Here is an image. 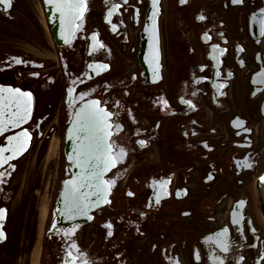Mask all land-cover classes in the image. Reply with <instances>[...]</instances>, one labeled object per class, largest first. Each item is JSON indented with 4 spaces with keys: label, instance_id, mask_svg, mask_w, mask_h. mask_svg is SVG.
Returning a JSON list of instances; mask_svg holds the SVG:
<instances>
[{
    "label": "flooded vegetation",
    "instance_id": "flooded-vegetation-1",
    "mask_svg": "<svg viewBox=\"0 0 264 264\" xmlns=\"http://www.w3.org/2000/svg\"><path fill=\"white\" fill-rule=\"evenodd\" d=\"M89 63L107 70L86 80ZM0 84L34 98L29 147L0 167V264H249L264 244V0H0ZM87 99L115 166L109 203L69 222L65 133Z\"/></svg>",
    "mask_w": 264,
    "mask_h": 264
},
{
    "label": "water",
    "instance_id": "water-1",
    "mask_svg": "<svg viewBox=\"0 0 264 264\" xmlns=\"http://www.w3.org/2000/svg\"><path fill=\"white\" fill-rule=\"evenodd\" d=\"M94 64L88 66L87 78L96 72ZM156 75V74H155ZM11 87L0 86V135L17 129L27 122L32 111V99L17 93ZM94 101L81 106L74 115L66 138V154L71 163L80 164L72 169V177L61 195L62 210L71 220L78 219L83 213L102 206L107 202L108 187L103 176L113 165L105 140L109 141L110 116L102 123L103 108ZM96 112L100 113L97 118ZM100 129H104L101 131ZM107 133V135H106ZM26 138H9L0 146V164L5 162L10 149H21ZM99 144V148H97ZM264 203V184L260 187Z\"/></svg>",
    "mask_w": 264,
    "mask_h": 264
},
{
    "label": "rangeland",
    "instance_id": "rangeland-1",
    "mask_svg": "<svg viewBox=\"0 0 264 264\" xmlns=\"http://www.w3.org/2000/svg\"><path fill=\"white\" fill-rule=\"evenodd\" d=\"M56 75V74H55ZM54 75V76H55ZM34 154H35V151H33L29 156H27L24 160H23V162H22V173H24V167H25V165L28 163V162H31V161H33V157H34ZM41 158H40V156H38V158H37V162L38 163H40L41 162V160H40ZM29 172V170L28 169H26V173H28ZM31 177H30V175H25V182H27L29 179H30ZM255 198V197H254ZM253 198V199H254ZM256 202V201H255ZM253 203H254V200H253ZM256 206H257V209H256ZM254 207H255V209H254V214H255V217L259 220V226L260 227H263V225H262V218H261V210H260V208L258 207V205L257 204H255L254 205ZM264 228V227H263ZM260 234H259V236H258V238H259V240H261L262 238H264L263 236H264V230H262V228L260 229ZM259 251H262V248H256V249H253L252 251H250V257H252V261H251V263L250 264H264V259H262V257H264V249H263V254H262V256H261V258H259V257H257L256 255L259 253Z\"/></svg>",
    "mask_w": 264,
    "mask_h": 264
},
{
    "label": "snow or ice",
    "instance_id": "snow-or-ice-1",
    "mask_svg": "<svg viewBox=\"0 0 264 264\" xmlns=\"http://www.w3.org/2000/svg\"><path fill=\"white\" fill-rule=\"evenodd\" d=\"M185 2V0H181V3H184ZM237 2V0H233V3H236ZM241 2H242V0H241ZM77 7H79V5H77ZM109 15H111V12L109 13ZM200 19H203V17H199ZM16 62L17 63H21L22 61H20V60H16ZM229 75H231V73H229ZM223 86V85H222ZM15 92H17V93H21V89H19V88H17V89H15L14 90ZM22 95H28V96H31V93H21ZM195 94V93H194ZM253 95H255V93H253ZM94 104H97L98 102H93ZM167 103V101H165V104ZM190 103V102H189ZM95 115L97 116V118H99L100 117V113L99 112H96L95 113ZM111 115V113H103V120L101 121L102 123H105L106 124V118L108 117V116H110ZM107 127H111V125H107ZM119 127V126H118ZM101 131H104V129H100ZM106 135H107V133H106ZM141 143H143V142H141ZM105 144H106V146H107V150H108V152H110L111 151V145H107V141L105 140ZM97 148H99V144H97ZM123 156V150H121V157ZM113 166H114V164H113ZM212 177L211 176H209V179H211ZM261 180L262 181H264V177H261ZM112 183H114V181L112 182ZM179 194V193H178ZM128 195L129 196H131V195H133V193H131V192H129L128 193ZM235 222V221H234ZM109 227H110V225H109ZM253 231H255L254 229H253ZM109 235H111L112 233L109 231V233H108ZM0 236H2V234H0ZM225 250H227V248L225 247ZM199 257H198V254H197V259H198ZM241 260H243L244 259V257H241L240 258ZM262 259H264V257H262ZM177 264H178V262H177Z\"/></svg>",
    "mask_w": 264,
    "mask_h": 264
},
{
    "label": "bare ground",
    "instance_id": "bare-ground-1",
    "mask_svg": "<svg viewBox=\"0 0 264 264\" xmlns=\"http://www.w3.org/2000/svg\"><path fill=\"white\" fill-rule=\"evenodd\" d=\"M54 145H55L54 142H52L51 145H50V150L48 152V155L52 154Z\"/></svg>",
    "mask_w": 264,
    "mask_h": 264
}]
</instances>
